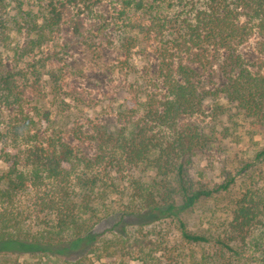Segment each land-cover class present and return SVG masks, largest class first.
Masks as SVG:
<instances>
[{"label": "trees", "instance_id": "trees-1", "mask_svg": "<svg viewBox=\"0 0 264 264\" xmlns=\"http://www.w3.org/2000/svg\"><path fill=\"white\" fill-rule=\"evenodd\" d=\"M58 1L59 8L52 0L51 5L47 1L40 24L29 9L22 12L18 3L15 16L22 15L17 22L28 26L32 41L42 42L46 31L58 26L66 4L79 1L87 8L90 3L107 0ZM114 1L121 15L147 16L140 17L146 23L139 28L161 44V94L141 103L142 115L129 123L128 132L125 126L115 133L100 126L93 130L89 138L98 141L100 167L88 177L76 175L75 181H70V170L63 164L77 157L56 134L47 137L53 150L51 161L45 162L40 153L31 152L30 169L9 163L8 170L0 174L1 263L19 264L18 258L28 256L27 264H127L109 261L114 251L108 248L115 244L109 241L108 245L96 232V228L115 219L109 230L121 243L131 238L127 231L130 225L141 229L156 222L165 224L166 230L159 229L157 239L146 240L152 248L140 247L142 264H258L255 254L264 257V223L262 228L256 227L262 215L259 199L256 203L250 195L242 198L217 236L186 228L183 213L218 191H226L233 179L217 188H205L188 179L190 155L202 135L195 125L182 120L199 115L202 101L217 96L234 104L250 121L251 129L264 131V67L249 68L240 51L253 34L264 39V0ZM5 5L6 0H0L2 44L9 27L17 23L1 13ZM187 62L213 73L218 70L222 82L212 83L211 89L200 86L196 69ZM3 66L0 61V103H8L9 98H15L16 85L14 74ZM263 156L264 148L256 158ZM147 169L153 172L149 180L135 175ZM102 172L104 178L98 174ZM125 175L127 201L114 208L108 199L113 192L116 198H122L114 186ZM46 180L52 186L36 195ZM30 189L35 191L26 199ZM170 224L175 226L179 241L167 239ZM185 245L207 247L209 251L198 258L190 249L187 253ZM155 247L162 248V257L152 255ZM90 253L94 259L88 256ZM101 258L106 262L99 261Z\"/></svg>", "mask_w": 264, "mask_h": 264}, {"label": "rangeland", "instance_id": "rangeland-1", "mask_svg": "<svg viewBox=\"0 0 264 264\" xmlns=\"http://www.w3.org/2000/svg\"><path fill=\"white\" fill-rule=\"evenodd\" d=\"M47 1L51 5L50 0H6L1 13H5V18L20 21L22 14L15 16L19 3L21 11L29 9L40 24L46 14ZM58 2L52 0L56 8H59ZM119 11L114 0L90 3L87 8L79 1L66 4L61 9L58 26L51 32L46 31L40 43L32 41V33L25 23L17 22L9 27L7 40L0 43V61L14 74L16 95L9 98L8 103H0V174L8 170L11 162L18 168L30 169L31 152L40 153L43 161L49 162L53 150L47 137L56 134L77 157V160L63 164L70 170V181H75L76 175L88 177L100 167L97 163L101 153L98 141L89 138L93 130L100 126L115 133L125 126L128 132L129 123L142 115L141 103L150 96L161 94V44L139 28L146 23L141 18L147 16L121 15ZM76 23L82 26L78 28ZM240 51L249 68L264 67V39L261 36L253 34ZM190 65L196 69L200 86L211 89L212 83L222 82L218 70L213 73L196 63ZM128 103L133 107L129 108ZM182 121L195 125L202 135L201 143L190 155L188 179L205 188H217L233 179L226 191H218L183 213L186 228L193 233L219 235L231 219L233 209L248 195L254 202L260 200L262 215L256 227L262 228L264 156L256 158V154L264 148V131L251 129L250 121L234 108V104L217 96L206 97L202 101V112ZM98 174L105 177L103 172ZM135 175L149 180L153 172L147 169L135 172ZM127 181L125 175L114 186L117 193L122 194L121 199L115 197V192L110 194L108 202L114 208L127 201ZM45 183L36 195L52 186L50 180ZM34 191L30 189L26 199ZM115 221L96 228L102 235L100 239L108 245L109 241L115 244L108 248L114 251V258L109 261L142 264L140 247L144 250L147 246L152 248L146 240L157 239L158 230L165 228V224L156 222L141 229L130 225L127 231L131 238L121 243L109 230ZM167 228V239L179 241L175 226L170 224ZM100 239L99 247L102 245ZM185 247L187 253L190 249L198 258L209 251L207 247ZM163 252L162 248L155 247L152 255L162 257ZM255 255L259 257L256 256L257 263L264 264V257ZM88 256L94 259L91 253ZM28 261V256L18 258L19 264ZM99 261L106 262L105 258Z\"/></svg>", "mask_w": 264, "mask_h": 264}]
</instances>
